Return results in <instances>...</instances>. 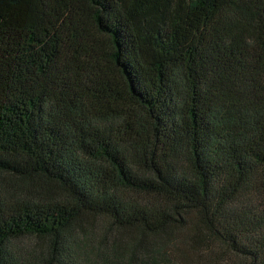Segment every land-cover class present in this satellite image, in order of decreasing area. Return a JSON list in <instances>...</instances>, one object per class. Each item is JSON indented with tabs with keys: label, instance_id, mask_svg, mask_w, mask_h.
<instances>
[{
	"label": "trees",
	"instance_id": "obj_1",
	"mask_svg": "<svg viewBox=\"0 0 264 264\" xmlns=\"http://www.w3.org/2000/svg\"><path fill=\"white\" fill-rule=\"evenodd\" d=\"M0 264H264V0H0Z\"/></svg>",
	"mask_w": 264,
	"mask_h": 264
},
{
	"label": "rangeland",
	"instance_id": "obj_2",
	"mask_svg": "<svg viewBox=\"0 0 264 264\" xmlns=\"http://www.w3.org/2000/svg\"><path fill=\"white\" fill-rule=\"evenodd\" d=\"M20 242H22L23 244H30L32 243V239L26 238V239H22Z\"/></svg>",
	"mask_w": 264,
	"mask_h": 264
}]
</instances>
